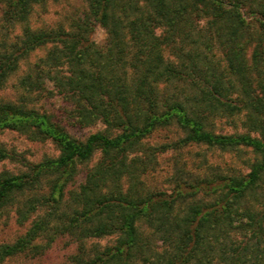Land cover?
<instances>
[{
  "label": "trees",
  "instance_id": "16d2710c",
  "mask_svg": "<svg viewBox=\"0 0 264 264\" xmlns=\"http://www.w3.org/2000/svg\"><path fill=\"white\" fill-rule=\"evenodd\" d=\"M45 1L0 0V27L9 33L21 25L0 41V86L45 48L24 64L20 98L0 101V130L50 139L58 152L24 162L19 172L1 171L0 210L28 193V209L46 205L54 220L35 219L14 241L0 243V261L40 235L68 232L77 240L115 238L88 255L79 249L65 264H264V0H85L66 24L33 27L29 15ZM96 25L106 33L101 44L91 38ZM234 86L256 134L207 126L214 111L241 109L229 98ZM44 94L70 102L76 123L103 128L85 138L71 135L31 104ZM171 124L182 132L175 141L144 145ZM189 143L244 146L255 157L235 174L200 176L175 165L169 192L144 186L158 153ZM96 151L83 181L68 187L78 164ZM15 154L0 144V160ZM16 212L26 217L19 205ZM143 225L163 241L160 250L147 246Z\"/></svg>",
  "mask_w": 264,
  "mask_h": 264
},
{
  "label": "rangeland",
  "instance_id": "374dc122",
  "mask_svg": "<svg viewBox=\"0 0 264 264\" xmlns=\"http://www.w3.org/2000/svg\"><path fill=\"white\" fill-rule=\"evenodd\" d=\"M85 7V0H46L42 5H34L29 15V23L33 27L51 26L58 22L66 24L71 16L81 13ZM244 16L252 24H256L255 15L245 13ZM20 28L21 25L16 23L8 33L0 27V41H8L14 34L20 33ZM91 38L95 43L101 44L105 41L106 33L102 27L96 25ZM44 52L45 48H39L32 52L25 61L19 63L21 65L18 70L8 77L3 86H0V101H17L20 98L24 91L19 86L18 79L23 71L24 64H31L30 62ZM212 54L215 61L223 67L224 61L216 46L212 47ZM48 87L50 88V86ZM236 89L234 86V89L230 90L229 98L236 107L239 106L241 109L234 108L228 112L214 111L208 119L207 126L217 133L250 132L256 134L258 129L248 118V107L243 106ZM30 102L40 110L48 112L54 120L62 123L68 132L77 138H85L90 132L103 128V125L99 122L89 125L76 123L69 115L70 102L57 94H44L40 97H34ZM260 116L264 120V111ZM181 134V130L175 124H171L154 130L143 143L151 146L163 142L171 143ZM0 144L8 150H14L16 153L13 159L0 160V172L4 170L13 173L19 172L23 170L24 162H35L45 156H55L58 152L57 147L50 139L36 140L24 133L10 129L0 130ZM98 156L99 154L96 151L88 161L78 164L79 169L75 179L68 187H76L83 181L85 170L93 165ZM254 157L255 155L251 149L244 146L220 148L203 143H189L182 146L178 145L175 148L169 147L166 151L157 154L155 167H149L142 176L143 184L149 189H163L169 192L173 184L172 174L175 165L183 166L187 172L200 176L212 172L235 174L245 172ZM66 195L65 200H68ZM27 196L28 193L17 195L15 202L5 205L0 210V243L14 241L17 236L24 233L35 219L47 216L54 220L51 215L46 213V211H50L46 205H37L33 210H29L26 203ZM16 205H19L26 212L25 218L18 219ZM61 209L65 210L64 207ZM141 232L144 236H147L146 242L150 250H153V248L160 250L162 248L163 241L159 239L158 234H151L149 227L143 225ZM114 238V234H110L77 240L74 234L68 232L52 233L50 238L40 235L35 238L31 247L6 256L0 261V264H65L71 260V257L79 249L85 250L84 254L88 255L96 248L101 249L105 245L112 244ZM146 254L149 257L150 253L146 252Z\"/></svg>",
  "mask_w": 264,
  "mask_h": 264
}]
</instances>
